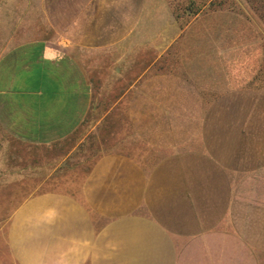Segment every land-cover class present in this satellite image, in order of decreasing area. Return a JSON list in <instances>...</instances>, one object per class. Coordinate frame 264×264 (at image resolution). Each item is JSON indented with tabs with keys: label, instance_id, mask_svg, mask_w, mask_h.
Segmentation results:
<instances>
[{
	"label": "crops",
	"instance_id": "crops-1",
	"mask_svg": "<svg viewBox=\"0 0 264 264\" xmlns=\"http://www.w3.org/2000/svg\"><path fill=\"white\" fill-rule=\"evenodd\" d=\"M207 12L0 0V191L29 176L23 145L72 151L113 127L77 193L0 218L16 264H264V91L231 86Z\"/></svg>",
	"mask_w": 264,
	"mask_h": 264
},
{
	"label": "rangeland",
	"instance_id": "rangeland-1",
	"mask_svg": "<svg viewBox=\"0 0 264 264\" xmlns=\"http://www.w3.org/2000/svg\"><path fill=\"white\" fill-rule=\"evenodd\" d=\"M205 0H168L171 8L175 6L182 14V22L188 23L199 4ZM213 8L204 9L208 14H202L196 19V24L214 28L215 36L222 39V50L215 53V62L223 63V73L226 68L230 76L231 86H250L260 66L262 45L264 44V24L251 9L247 0H215ZM193 4L191 9L184 8ZM174 4V7H173ZM219 52V53H218ZM221 52V53H220ZM264 76V72L262 74ZM264 88V77H263ZM91 116L89 121H93ZM112 122L106 127L89 130L88 124L79 146L66 150L63 143L53 146H38L37 148L23 145V158L29 157L33 166L29 176L15 181L14 186H7L5 192L0 191V218L9 212L31 193H38L48 189H60L77 193L84 181L93 159L102 151L113 150ZM83 136V135H82ZM77 139V140H76ZM80 136H75L76 142ZM82 139V138H81ZM74 140V141H75ZM73 147V146H72ZM35 156V160L32 156ZM25 160V159H24ZM28 163V161H26ZM15 180V178H13ZM8 180L9 177H8ZM17 180V178H16ZM0 264H16L7 252L5 244L0 241Z\"/></svg>",
	"mask_w": 264,
	"mask_h": 264
},
{
	"label": "trees",
	"instance_id": "trees-1",
	"mask_svg": "<svg viewBox=\"0 0 264 264\" xmlns=\"http://www.w3.org/2000/svg\"><path fill=\"white\" fill-rule=\"evenodd\" d=\"M247 1L251 5V9L258 15V17L264 24V0H247ZM215 3H216L215 0H205L201 4H199L196 9H193V11L197 14L201 10L213 8ZM192 5H193L192 3L188 4V6L184 8L185 13L187 9L192 8ZM173 7H174V4H173ZM178 10L179 9L177 8V6H175L174 13L176 17L181 20L182 14ZM260 60L261 61H260L259 69L257 70L256 74L253 76L252 80L248 82V84L250 85L249 87L264 91V88H263V77L264 76H262L264 72V44L262 45V52H261Z\"/></svg>",
	"mask_w": 264,
	"mask_h": 264
}]
</instances>
